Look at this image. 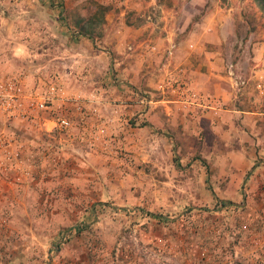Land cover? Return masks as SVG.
Masks as SVG:
<instances>
[{
    "label": "rangeland",
    "instance_id": "374dc122",
    "mask_svg": "<svg viewBox=\"0 0 264 264\" xmlns=\"http://www.w3.org/2000/svg\"><path fill=\"white\" fill-rule=\"evenodd\" d=\"M94 2L102 35L75 36ZM211 22L189 49L248 85L255 0H0V264H264V130L184 74Z\"/></svg>",
    "mask_w": 264,
    "mask_h": 264
},
{
    "label": "crops",
    "instance_id": "0c3cea01",
    "mask_svg": "<svg viewBox=\"0 0 264 264\" xmlns=\"http://www.w3.org/2000/svg\"><path fill=\"white\" fill-rule=\"evenodd\" d=\"M213 23L214 22H211V26L209 27H205L204 24H199L200 27L198 29L190 31V33L188 34V39L184 41L186 50L189 51L190 55L193 51H196L198 53L206 52V57H201L198 63L197 60L191 58L190 55L185 58L184 74L185 77H187V79L190 80V82H192L194 85H198L203 89L214 91L218 96H221L226 103L229 104L230 107H227L226 111L224 112L222 121L230 118L231 126L236 130V132L239 131L240 135L244 136V138L246 139V142L248 141L250 145L254 146L256 143H258L257 139L250 136L249 133H260L262 130H264V125L263 128H261V125H259L260 121H264V97L262 96L263 90H261L260 94L258 89H256L257 84L258 86L264 88V60L261 59L259 61L257 59L255 61L258 62H255V64L250 63L249 66L246 67V70L250 69V75L247 73L244 74L243 72L241 73L245 75L242 80H244L245 83H248V85L242 87L244 88L242 92L239 91L240 89H242L240 85H237L239 76H236V78L228 76L227 78L232 80V83L235 85L234 90L230 89L227 84L221 82L220 77H222V75L220 73L215 74L211 71V68L213 66H217V51L212 52L206 49L202 50L198 47H196L195 50L189 49L191 43H194L193 41L189 40L190 38H205L208 41H215L213 30H208L210 27L214 28ZM194 44L196 45V43ZM211 56L215 57V60H213ZM239 63L241 64V62H238L237 64L239 65ZM202 65H207L209 67L208 71L210 72V74L199 72V69ZM242 66H245V62H242ZM246 76L251 77V80L249 82ZM238 87H240V89ZM236 96L237 98H235ZM239 102L242 103V107L237 106ZM244 134L247 135L245 136Z\"/></svg>",
    "mask_w": 264,
    "mask_h": 264
},
{
    "label": "trees",
    "instance_id": "16d2710c",
    "mask_svg": "<svg viewBox=\"0 0 264 264\" xmlns=\"http://www.w3.org/2000/svg\"><path fill=\"white\" fill-rule=\"evenodd\" d=\"M260 8L264 11V0H255ZM90 16L78 17L75 22V26L77 28V33L75 36H86L91 39H95L97 36L102 35V31H100V25L105 20V13L107 11V7L101 3L94 2L93 9H89ZM230 202H224V205ZM153 216L160 217L165 219L163 215L152 214Z\"/></svg>",
    "mask_w": 264,
    "mask_h": 264
},
{
    "label": "built area",
    "instance_id": "2783aa9c",
    "mask_svg": "<svg viewBox=\"0 0 264 264\" xmlns=\"http://www.w3.org/2000/svg\"><path fill=\"white\" fill-rule=\"evenodd\" d=\"M36 110H46L48 109L46 103L44 100H41L39 102H37L36 106H35ZM55 125L59 126L60 128L63 129H68L71 126V121L69 120L68 117L65 116H61L59 117L57 120H54Z\"/></svg>",
    "mask_w": 264,
    "mask_h": 264
}]
</instances>
